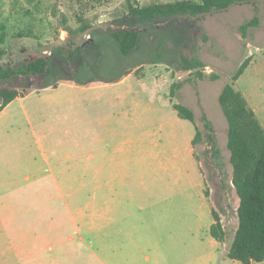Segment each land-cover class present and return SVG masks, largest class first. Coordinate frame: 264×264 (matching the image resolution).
<instances>
[{"label":"rangeland","instance_id":"rangeland-1","mask_svg":"<svg viewBox=\"0 0 264 264\" xmlns=\"http://www.w3.org/2000/svg\"><path fill=\"white\" fill-rule=\"evenodd\" d=\"M127 1L0 0V49L6 51L0 65L14 66L39 54L51 60L44 76L0 82V88L32 92L0 113V264H10L12 246L24 244L21 237L28 236L35 238L36 264H43L49 244L106 253L107 241L92 238V213L97 202L109 203L111 187L113 193H133L147 218L153 213L158 220L165 218L162 209L169 208L171 214L174 205L180 229L178 250L193 249L192 264H204V255L212 249L207 238L198 233L184 237L188 230L197 232L200 227L196 220L193 223L188 206L204 202L197 187L199 172L207 181L205 190H213V204L225 209L221 217L226 240L219 252L233 242L239 199L234 191L218 195V166L208 152L202 118L206 114L214 122L221 163L230 181L228 124L218 95L227 83L239 91L252 84L251 71L235 82L232 77L247 59H264V0L198 17L152 22L126 16ZM173 1L136 0L142 6ZM253 19L257 24L244 35L241 27ZM81 27L88 29L81 32ZM118 28L141 32L129 56L121 54L112 37L111 30ZM181 48L199 54L207 78L198 80L189 72L177 71ZM74 49L78 52L69 58ZM128 71L131 74L126 76ZM212 74L218 79L212 80ZM175 84L182 87L172 97ZM173 103L191 109L196 122L179 118ZM196 127L204 140L192 154ZM120 170L128 176L115 177ZM98 180L101 188L96 191ZM105 225L101 235L107 239ZM70 236L74 242L66 241ZM81 236L84 241H78ZM121 244L116 243V248ZM82 258L85 264H107V257L85 254ZM140 261L149 264L143 257Z\"/></svg>","mask_w":264,"mask_h":264},{"label":"trees","instance_id":"trees-1","mask_svg":"<svg viewBox=\"0 0 264 264\" xmlns=\"http://www.w3.org/2000/svg\"><path fill=\"white\" fill-rule=\"evenodd\" d=\"M259 0H176L173 2H152L142 6L136 0L127 1L126 16L142 22H152L178 17H198L213 11L224 10L235 4L252 3ZM257 24V19L243 25L241 30L246 31ZM88 27H81L85 32ZM112 31V37L119 45L123 56H129L137 47L141 32L134 28H118ZM19 35L18 37H22ZM202 40L208 39L206 33L202 32ZM198 39V38H197ZM197 40V50L200 51L202 44ZM78 52L77 49L69 52L72 58ZM6 55V51L0 49V60ZM251 59H247L232 77L237 81L245 72ZM51 65L47 55L39 54L24 58L17 65H0V82L14 78H28L31 76H44ZM207 66L199 54H191L186 49L179 50L177 71L189 72L196 79L204 80L208 76L204 73ZM131 71L125 75L128 76ZM212 80L218 79L215 74L210 75ZM182 84L172 87V97H175L177 88ZM31 91L25 88H11L3 86L0 88V113L15 99L26 98ZM219 104L227 120V148L230 152V164L232 167V188L239 199L237 208L238 228L233 242L227 253L231 260L242 264L253 262H264V128L258 120L255 112L250 107L245 96L234 88L232 83H227L219 96ZM172 108L177 112L179 118L196 122L195 113L183 104L173 103ZM204 130L207 132L208 152L213 160H216L220 178L219 189L227 193L229 185V174L224 170L221 163V149L218 146L217 135L208 116L202 118ZM204 140L203 132L196 127V134L192 141L195 148ZM223 210L213 212L215 223L211 227L212 237L220 243H225L226 231L222 225L221 214Z\"/></svg>","mask_w":264,"mask_h":264},{"label":"crops","instance_id":"crops-1","mask_svg":"<svg viewBox=\"0 0 264 264\" xmlns=\"http://www.w3.org/2000/svg\"><path fill=\"white\" fill-rule=\"evenodd\" d=\"M250 71L252 86L246 83L243 85L240 92L245 96L250 107L253 109L264 128V59L260 61L251 59L250 64L241 78ZM31 95L32 92L29 96ZM219 96L220 94L218 95V99ZM26 98H17L15 100H23ZM210 121L213 123L216 132L214 122L212 120ZM191 146V152L193 154L194 148L192 142ZM199 173L200 182L197 187L200 191L199 195L204 202L201 205L189 203L188 206L193 212L191 213L193 223H195L196 220V223H199L200 227L197 232L194 230H188L185 232L184 237H188L191 234L194 238L198 233V235L202 234L207 238L212 249L204 255V264H242L241 262L231 260L227 257L230 247L227 246L228 248L224 252H219V246L225 243H220L212 237L211 227L215 223L213 212H219L221 207L217 209L216 204H213V190L211 189L210 192L205 190L207 181L205 180L204 174L201 172ZM114 175L115 177L126 178L128 172L124 170L115 171ZM95 177L100 178L99 173L95 174ZM97 183L98 186L96 191H99L101 188L99 180ZM229 185L230 187L227 193L229 191L235 192L231 187V181H229ZM218 195L223 197L225 196V193L219 191ZM120 196L123 197L122 201L119 200ZM109 199V203L107 202L108 204L106 205H102L99 202L94 204L92 213L94 226L91 231L92 238L95 239L96 237L100 239V241H107L108 248L106 253H101V251H94L92 249L89 250V252L84 253L81 250L62 249V246L60 249H57L56 245L49 244L46 247L47 253H44L43 256V264H67L66 262H63V259L69 260L70 257L75 259L71 261L70 264H85L83 260H79L83 259L82 257L85 254H93L96 259L107 257V264H142L140 261V258L142 259V257L144 258V261L149 264H168L167 261L171 259L180 260L181 264L193 263V260L190 259L194 258V250L188 248L179 251L176 244L179 241L180 229L177 228L176 225L177 216H174V211L176 214L174 205H172L171 214H169V208H165V212L163 208L161 212L165 218L161 217V219L158 220L155 213L152 214L151 218H147V216L143 215L145 208L136 201V196L133 193L125 191H117V193H113L111 187ZM105 223H107L108 226L107 239L101 235V231H103L106 226ZM21 238L25 242L22 245L18 244L15 245V247L12 246L10 264H36L35 259L37 257L34 248L35 238L30 239V236ZM84 239L85 237L81 236L78 238V241H84ZM136 240L139 241V244L133 247V243H138ZM66 241L74 242L75 240L73 236H70ZM142 242H145L146 244L143 245L141 244ZM25 243H27V245H25ZM116 243H122L118 249L116 248ZM128 243H131L130 247L128 246ZM164 243L170 244L166 246ZM137 258H139V260H137ZM91 263L94 264L93 261ZM251 264H264V262H253Z\"/></svg>","mask_w":264,"mask_h":264},{"label":"built area","instance_id":"built-area-1","mask_svg":"<svg viewBox=\"0 0 264 264\" xmlns=\"http://www.w3.org/2000/svg\"><path fill=\"white\" fill-rule=\"evenodd\" d=\"M222 225H223V223H222ZM223 227H224V225H223ZM225 228V227H224Z\"/></svg>","mask_w":264,"mask_h":264}]
</instances>
